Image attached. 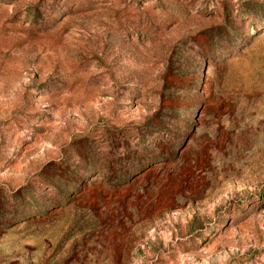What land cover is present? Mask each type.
Here are the masks:
<instances>
[{
    "label": "rangeland",
    "instance_id": "374dc122",
    "mask_svg": "<svg viewBox=\"0 0 264 264\" xmlns=\"http://www.w3.org/2000/svg\"><path fill=\"white\" fill-rule=\"evenodd\" d=\"M0 264H264V0H0Z\"/></svg>",
    "mask_w": 264,
    "mask_h": 264
}]
</instances>
